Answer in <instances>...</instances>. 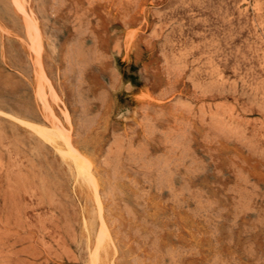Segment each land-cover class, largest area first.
Listing matches in <instances>:
<instances>
[{"label":"rangeland","instance_id":"374dc122","mask_svg":"<svg viewBox=\"0 0 264 264\" xmlns=\"http://www.w3.org/2000/svg\"><path fill=\"white\" fill-rule=\"evenodd\" d=\"M95 262L264 264V0H0V264Z\"/></svg>","mask_w":264,"mask_h":264},{"label":"bare ground","instance_id":"6f19581e","mask_svg":"<svg viewBox=\"0 0 264 264\" xmlns=\"http://www.w3.org/2000/svg\"><path fill=\"white\" fill-rule=\"evenodd\" d=\"M23 2V1H22ZM38 24V23H37ZM12 116V115H11ZM22 122H24V121H22ZM21 122V123H22ZM26 123H27V121H26ZM32 123V122H31ZM54 124V123H53ZM44 132H46L47 133V131H45V130H43ZM42 131V133H44ZM46 140V139H45ZM48 142V141H47ZM70 145V144H69ZM59 151V150H58ZM66 153V152H65ZM75 162H76V160H75ZM85 163V162H84ZM78 164H80V162L78 163ZM80 167H81V171H82V173H83V179L85 178L86 180H89V178H91L92 176H91V174L89 173V171H92L91 169H90V167H89V165H88V167L85 165L84 167H83V165H80ZM88 168V169H87ZM89 170V171H88ZM94 175V174H93ZM91 179H93V178H91ZM97 189V188H96ZM97 196V195H96ZM100 202V201H99ZM104 236V235H103ZM108 236V235H107ZM99 245V244H98ZM97 249H98V247H97ZM97 256V255H96ZM93 258V257H92ZM97 258H98V256H97ZM94 260H95V258H94ZM96 263V262H95ZM97 264V263H96Z\"/></svg>","mask_w":264,"mask_h":264}]
</instances>
